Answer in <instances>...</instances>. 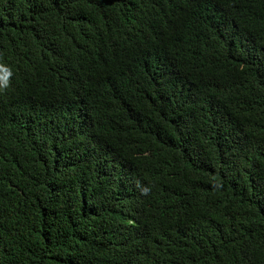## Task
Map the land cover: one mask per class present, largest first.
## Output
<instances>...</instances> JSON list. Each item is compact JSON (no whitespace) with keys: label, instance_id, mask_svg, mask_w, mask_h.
Listing matches in <instances>:
<instances>
[{"label":"trees","instance_id":"1","mask_svg":"<svg viewBox=\"0 0 264 264\" xmlns=\"http://www.w3.org/2000/svg\"><path fill=\"white\" fill-rule=\"evenodd\" d=\"M0 264H264V0H0Z\"/></svg>","mask_w":264,"mask_h":264}]
</instances>
